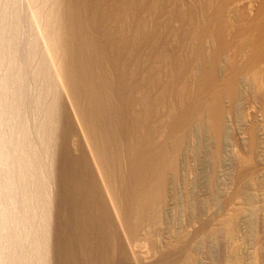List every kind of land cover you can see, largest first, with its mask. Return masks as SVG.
Wrapping results in <instances>:
<instances>
[{"label":"bare ground","instance_id":"1","mask_svg":"<svg viewBox=\"0 0 264 264\" xmlns=\"http://www.w3.org/2000/svg\"><path fill=\"white\" fill-rule=\"evenodd\" d=\"M240 74L263 103L264 0H0V264H194L158 239Z\"/></svg>","mask_w":264,"mask_h":264},{"label":"rangeland","instance_id":"2","mask_svg":"<svg viewBox=\"0 0 264 264\" xmlns=\"http://www.w3.org/2000/svg\"><path fill=\"white\" fill-rule=\"evenodd\" d=\"M258 96L240 74L220 137L196 124L184 144L182 198L167 206L174 228L158 241L183 234L177 249L194 264H264V102ZM248 153L251 162L243 164Z\"/></svg>","mask_w":264,"mask_h":264}]
</instances>
